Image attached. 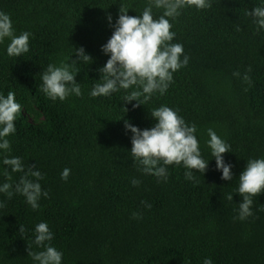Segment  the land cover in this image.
<instances>
[{
    "label": "trees",
    "instance_id": "16d2710c",
    "mask_svg": "<svg viewBox=\"0 0 264 264\" xmlns=\"http://www.w3.org/2000/svg\"><path fill=\"white\" fill-rule=\"evenodd\" d=\"M211 4L184 7L179 17L169 18L176 33L172 43L183 46L188 63L173 73L163 95L157 92L133 108L137 101L124 97L136 86L109 96L90 92L103 82L99 69L110 54L101 48L115 30L110 25L120 6L139 16L148 0H0L15 35L30 33L29 51L20 57L7 54L10 39L0 43V94L14 92L22 106L16 132L8 137L11 151L0 150V160L20 157L25 169L11 173L10 199L0 193V264H35L27 243L40 222L54 234L51 245L62 252L61 264H203L205 258L213 264H264V193L253 198V216L234 219L243 200L236 192L239 175L249 159L264 158V29L258 31L246 14L264 0ZM162 13L153 8L154 18ZM79 47L91 63L77 60ZM72 60L78 63L75 79L82 95L53 101L41 90L42 72ZM249 66L250 84L243 80ZM162 105L196 126L208 168L203 174L193 170L194 180L185 179L182 164H173L167 181H158L143 173L130 153L133 134L124 121L150 129L157 122L150 112ZM209 128L230 145L223 158L232 165V181L223 180L216 167ZM32 165L44 175L39 182L48 192L37 210L15 192ZM5 167L0 164V181L6 180ZM65 168L70 169L66 181ZM132 179L140 184L133 186ZM227 193H233L232 201Z\"/></svg>",
    "mask_w": 264,
    "mask_h": 264
},
{
    "label": "clouds",
    "instance_id": "9594fccd",
    "mask_svg": "<svg viewBox=\"0 0 264 264\" xmlns=\"http://www.w3.org/2000/svg\"><path fill=\"white\" fill-rule=\"evenodd\" d=\"M195 6L197 9H206L212 6L211 0H148L142 15L130 16L128 9L120 6L119 16L115 28L108 42L102 45L101 50L110 54L106 64L99 69L102 74V83H96L90 92L92 97L109 96L121 89L127 91L133 86L136 90L128 92L124 101H137L133 108L145 105L159 92L163 95L173 81V73L186 66L189 60L184 55L183 46L180 43H172L176 33L172 31L170 22L179 17L180 10L184 7ZM163 9L159 18H154L153 8ZM253 17L257 30L264 29V6L254 7L246 13ZM111 14L108 20L111 22ZM237 30H240L237 28ZM29 32L15 35L13 22L9 14L0 11V43L6 38L10 39L7 54L11 57H20L29 51ZM78 54L77 60L86 64L92 62V57L86 54L83 47L75 48ZM183 56V59L181 57ZM77 60L71 63H61L59 66L49 64L42 72L41 90L55 101H64L71 94L81 96L80 84L75 76L80 71L76 65ZM251 72L249 66L243 75V80L251 83L248 75ZM239 77V72H234ZM247 89H245L246 91ZM141 96L143 99L141 100ZM22 110L21 104L15 99L14 92L9 91L7 96L0 94V150L11 151L8 137L16 132L15 121ZM127 111V109H126ZM151 117L157 121L153 127L141 130L132 125L128 120L124 121L125 129L132 132L131 155L140 170L148 175H154L164 181L168 179V166L183 165L185 179L194 180L193 170L205 173L208 161L202 158L199 141L195 135L196 126H189L176 111L168 106H160L151 110ZM207 141L211 149L212 157H215L216 167L222 171L223 180L232 181V165L226 164L223 154L230 151V145L222 140L216 132L209 128ZM0 164L6 165L2 176L5 181H0V193L11 198L13 185L11 173L24 172V165L20 157L3 156ZM11 169V172L8 171ZM35 165L20 178L15 185V192L26 198V202L33 210L40 208L41 197H48V192L42 189L40 180L44 175L39 170H34ZM70 169L65 168L61 173V179L67 180ZM35 179H29L28 177ZM133 186H138L140 181L132 179ZM243 200L239 203L238 216L234 219L241 221L254 215L252 211L253 198L264 193V158L249 159L246 168L239 175V186L236 190ZM233 193L224 194L228 201L233 200ZM145 206L150 208L151 205ZM133 218H140L139 213H133ZM21 233L25 232L23 225L19 226ZM54 234L50 231L46 222H40L35 226L34 240L28 244V256L35 264H61L62 252L51 245ZM41 249L34 251L32 245ZM203 264H213L211 258H205Z\"/></svg>",
    "mask_w": 264,
    "mask_h": 264
}]
</instances>
